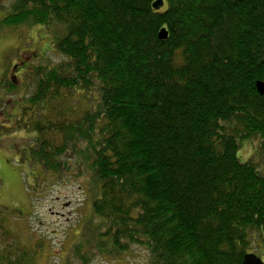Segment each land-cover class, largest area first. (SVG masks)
Segmentation results:
<instances>
[{"label":"trees","instance_id":"trees-1","mask_svg":"<svg viewBox=\"0 0 264 264\" xmlns=\"http://www.w3.org/2000/svg\"><path fill=\"white\" fill-rule=\"evenodd\" d=\"M156 1L6 0L0 29L40 25L52 48L23 81L7 76L22 53L5 54L0 135L24 136L31 191L88 178L79 262L139 247L148 264H243L264 252V0ZM26 216L0 206V264H35L7 227Z\"/></svg>","mask_w":264,"mask_h":264},{"label":"rangeland","instance_id":"rangeland-1","mask_svg":"<svg viewBox=\"0 0 264 264\" xmlns=\"http://www.w3.org/2000/svg\"><path fill=\"white\" fill-rule=\"evenodd\" d=\"M5 3L6 0L0 1V22L9 9V4ZM51 48L49 35L40 25H25L17 29L3 27L0 29L1 73L4 72L2 66L5 63V54L11 52L15 57L13 52H18V55L20 52L22 56L19 55L17 59L9 57L14 60L7 76L14 81H23V65L31 63L32 56L44 55ZM32 51L35 53L32 54ZM48 56L53 65L62 60V56L58 54ZM12 66L14 68L11 69ZM5 99L4 102L10 106V98ZM23 137L0 135V206L19 209L27 215L23 219L7 222V227L16 233L28 248L37 251L35 264H83L75 259L72 251L76 246H83L87 242L82 241L88 229H85L84 225L87 226L92 220L98 222L93 218V195L90 192L89 180L67 175L60 179H49L48 183L39 177L35 184L36 190H29L28 187L33 182L32 176L23 165H19L18 159L21 153L18 145L24 142ZM257 138L258 136H253L241 142L237 154L241 163L253 158L259 146ZM261 172L264 174V171ZM84 251L85 248L82 249V252ZM263 253L262 249L255 254L264 259ZM148 261L146 250L133 247L121 257L111 259L95 256L86 264H148Z\"/></svg>","mask_w":264,"mask_h":264},{"label":"water","instance_id":"water-1","mask_svg":"<svg viewBox=\"0 0 264 264\" xmlns=\"http://www.w3.org/2000/svg\"><path fill=\"white\" fill-rule=\"evenodd\" d=\"M153 7L155 10H160L164 7V1L163 0H157ZM168 38V32L166 29H163L160 33V39L161 40H167ZM257 89L261 95H264V81H260L257 83ZM243 264H264V260H262L260 257H258L254 253H250L245 256Z\"/></svg>","mask_w":264,"mask_h":264}]
</instances>
